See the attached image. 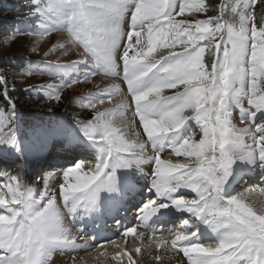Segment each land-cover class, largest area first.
<instances>
[{
  "label": "snow or ice",
  "instance_id": "snow-or-ice-1",
  "mask_svg": "<svg viewBox=\"0 0 264 264\" xmlns=\"http://www.w3.org/2000/svg\"><path fill=\"white\" fill-rule=\"evenodd\" d=\"M258 2L264 5V0L222 2L213 15L207 0H31L26 18L40 21L33 31H15L11 38L29 34L43 40L65 32L63 42L44 57L58 49L64 55L75 50L79 57L64 64L41 60L22 70L59 80L40 86L47 99L58 103L65 89L95 83L101 75L126 84V92L119 84H96V91L81 98L92 118L74 123L98 155L60 170L65 183L59 184V197L73 222L81 210L84 217L97 211L102 193H119L122 183L131 189L139 173L148 180L145 190L154 194L136 209L140 227L157 234L149 222L162 210L174 208L189 217L182 220L183 231H171L170 241L159 229L157 250L182 254L187 264H264V207L249 201L254 194L264 197V14L257 17ZM229 11L231 22L225 19ZM0 98L7 102L0 110V146L19 152L16 103L2 71ZM106 102L113 106L100 110ZM237 110L244 125L239 128L233 124ZM163 153L188 162L164 160ZM92 161L95 167L85 171ZM237 166L257 172L260 183L224 195ZM3 176L0 264H49L54 252L88 250L77 246V237L65 227L57 194H49L51 174L37 178L43 179L40 201L46 203L33 198V183L7 172ZM185 191L195 198H186ZM190 220L215 233L216 241L205 245ZM136 233L133 225L121 234ZM121 256L136 264L131 253L115 258Z\"/></svg>",
  "mask_w": 264,
  "mask_h": 264
},
{
  "label": "rangeland",
  "instance_id": "rangeland-1",
  "mask_svg": "<svg viewBox=\"0 0 264 264\" xmlns=\"http://www.w3.org/2000/svg\"><path fill=\"white\" fill-rule=\"evenodd\" d=\"M127 2L131 4L132 0H127ZM222 2H227L229 4H232L236 2V0H215V1L207 0V3L209 4V7H210L209 14H213V15L217 14V12L213 11V9H217V6L221 4ZM259 6L260 5L258 2L255 6V12L258 18L260 16L259 9H258ZM30 8H31V0H11L10 2L0 3V13L3 14L5 11L9 12L11 14V18L14 19L12 23H16L15 28L13 30H8L9 31L8 37L4 40V43L0 45V59L6 58V57H9V58L15 57L17 53L19 54L21 60L24 59V64L20 67V70L19 69L11 70L7 72L10 78V83L15 88L24 87V90L29 89L32 86H36V88L32 92H30V97L36 98V100H38V102H35L38 104L36 106L47 105L48 108H50L47 113L40 114V116L31 117L30 120L21 119L19 112L17 111V108H16L17 116H16V120H15L13 127L16 132L17 140L19 143V149H20L19 153L20 154L23 152L31 154V152H29L31 151V149H34L33 151H36L40 147L43 148L44 146H46L47 142L59 136L70 135L73 138L76 137L78 140H85V137L82 135L79 127L74 123L75 120L70 118V116L67 113H64L62 111L57 112L55 110L59 109V107H62L63 104H66L68 102L69 103L75 102V104L78 106L77 108L80 111V113L86 117V115L89 113L87 111L90 109H85L81 107V103H82L81 98L87 96L89 92L96 91V86H95L96 84H99L101 87H108L113 83H117V81L115 80L116 78L111 77V76L105 77L101 75V76H97L94 78L95 83H81L78 85H74L73 88L65 89L62 93V99L58 103L47 99V93L41 90L40 86L47 85V84H53V83L58 84L59 80L48 74L34 73L32 75H27L26 72L22 74V70H26L28 66L30 65V63L39 62L41 60H45V62H54V63L64 64V63L69 62L70 60L79 59V57L75 50L69 51L67 55H64L63 49H58L54 52H51V54L48 57L46 58L44 57V53L49 51L53 44L63 42V40L66 38V35H67L65 32H53L51 36L43 40H39L38 37L34 35H29V34H17L15 38L12 39L11 37L13 35V32L15 31H20L21 33H27L29 31H33L36 28L37 23L40 21V17L33 16L30 18H27V19L32 20V24H26V21H27L26 17L28 15V11L30 10ZM198 18H204V17L201 16ZM225 19L231 22L232 16H231L230 11L226 13ZM34 48H35V51H33ZM206 59L210 60V58L208 57H206ZM81 68H83V66H81ZM13 81H15V83H13ZM120 81H121L122 86H124V90L126 92V84L122 83L123 82L122 80ZM37 91H39V94H37ZM166 94H170V93L166 92ZM113 104H115V100L113 101ZM6 105L7 103L3 104L4 109ZM36 106L34 107L36 108ZM112 106L113 105H109L106 102L103 106H98V107L100 110H103L105 108H109ZM245 106L247 107V104H245ZM0 110H3V108ZM239 116H240V113L238 110L234 112L233 124L238 128L244 126L243 124H241ZM91 118L92 117H87L86 119L89 120ZM137 124H138L137 126H139L138 121H137ZM188 127H190V123L189 125L185 127V129L181 131V135L186 134ZM140 131L142 132V129H140ZM143 138L146 139V137H143ZM196 139L198 140L199 136H197ZM0 150H3L4 153H8V154L17 152L15 148H11V147L6 148L5 146H0ZM162 159L171 160L173 163L188 162L184 157H177L175 155H171L168 153H163ZM86 166L87 165H84V170L88 171L89 168L88 166L87 167ZM244 167L242 168L240 166H237L238 169H243V170L245 169ZM129 174L130 173H120L121 177L127 176ZM51 177L52 178H50L49 180L50 183L48 184V189L52 185L59 186L60 183H65V181L63 180L62 172L55 174L54 176L51 175ZM135 178H136L135 181L138 183H141L142 181L140 187L148 185V180L146 178L141 177L139 173H135ZM72 182H74V180L68 181V183H72ZM121 187H124L123 183L121 184ZM43 191H44V186L40 188L39 193H36V195L38 194V196L37 197L34 196V199L38 201ZM240 191H243V189H240ZM235 193L236 192L227 194V195H234ZM33 194L35 195V193ZM49 194L50 195L52 194L51 189H49ZM185 196L186 198L189 196L193 197L192 194H185ZM113 200L114 199L111 197L107 203V206L113 205ZM99 211L100 210L98 209L97 211H94L89 217H84V213L81 210V214L78 215L76 219H79L81 223L87 218H92L94 214L96 216L99 215L100 214ZM136 220L137 219H135L133 222H135ZM75 224L77 223L73 222L71 224L72 226L69 224L68 225L65 224V227L68 226L70 229H74ZM128 225H132V224H128ZM78 234L79 233L75 234L76 235L75 237L78 238ZM145 235L146 234H144L143 236H139V237H137L136 235H130L129 236L130 240L127 241V237H124L120 234V237H118L117 239L118 241H116L117 243L116 246H112V244H110L113 242L112 241L109 243H104L103 247L110 249V250H115L113 253L118 252L121 248H128L130 249V253L132 257H134V255L137 254L136 251H134V248H136L134 246L135 244H137L136 245L137 247L143 248V246H148V244H152L153 241L162 238L159 236V234H155V238H153V235H150V237L149 236L145 237ZM214 235L216 234L214 233ZM168 239L170 240V238ZM213 242L215 241H205L204 243L205 245H207L208 243H213ZM89 247H91V245H89ZM103 247H100V249H102ZM150 249L152 253L144 257L141 260V262H139V264H148L150 259H155L157 257V255L159 254L157 247L151 246ZM78 254L83 255V252L82 253L79 252ZM82 258H84V256ZM182 260H183L182 264H187V259L184 258L183 256H182ZM69 261L70 262H81L82 260L77 259V258L73 259L69 257Z\"/></svg>",
  "mask_w": 264,
  "mask_h": 264
},
{
  "label": "bare ground",
  "instance_id": "bare-ground-1",
  "mask_svg": "<svg viewBox=\"0 0 264 264\" xmlns=\"http://www.w3.org/2000/svg\"><path fill=\"white\" fill-rule=\"evenodd\" d=\"M115 80L117 81V83H115V84H119L121 86V88L124 89V86H122L121 81H120L121 79L116 78ZM116 102L117 101L115 100V103ZM127 116H128V119H131L132 118L131 111L128 112ZM137 127H139V126H137ZM46 147H48L47 144L43 148L40 147L39 150H41V151H43L44 149L46 150ZM33 150L34 149H31V151H33ZM33 165H35V163ZM244 168H245L244 170L243 169H237L235 171V176L238 175V172L246 173V172H249L250 171V170L247 169V167H244ZM145 170L146 171H150V167H148V166L145 165ZM50 174L53 175V176L55 175V173L52 174V173H49L48 171H46L45 174H44L45 176L42 177V178H46ZM256 174H258V173H256ZM243 176H246V175L241 174V178H240L241 180H242V177ZM40 181H41L40 182L41 185L39 187V190H40V188L42 186H44L43 179H41ZM49 183H50V181H49ZM141 183H142V181H141ZM141 183H138V182L134 181L132 188L129 189L127 192H119L120 197H121V202H126L130 197H134V195L136 194V192H138V191H140L142 189L140 187ZM246 186H248L247 185V182L244 181L243 183L240 184V187H238L237 190H236L235 189L236 187L234 186V184L233 183H230L227 186V191L225 193L226 194H231V193H234V192L237 193V192L240 191V189H244V187H246ZM137 187H138V189H137ZM49 189H51V192L52 193L54 192V193L57 194V205L60 208L61 214H62V216L64 218V223H68L67 220H66V218L64 217L65 214L63 212L62 200L61 199L59 200V198H60L59 197V186H57V185H54L53 186L52 185ZM33 193H35V195L34 194L33 195L35 197H37L38 194L36 195V193H39V191L36 192V189H34ZM34 196H33V198H34ZM134 201L135 202H138L139 199H134L133 202ZM249 201L250 202H253L254 201L256 203L257 207H264V197H260V196H257V195L254 194L253 196H250L249 197ZM38 202H40V203H46V200L40 201V197H39ZM142 203H143V201H141L140 206L142 205ZM100 205L101 206L106 205V200H105V194L104 193L101 194V204ZM129 218L130 217H128L126 220H128L129 222L132 221ZM174 220H178V219H174ZM134 223H135L134 225H137V233H136V236L139 237L140 236V233H143L144 232L143 231L144 228L139 226V221L138 220H136ZM125 226L126 225H124L123 227H125ZM131 226H133V225H128L127 227H131ZM66 227L68 229H70L68 226H66ZM121 233H122L121 228H117L115 230H110L109 233L107 232L108 236H107V239L105 241H111V242L113 241L110 244H112V246H116L117 245L116 241H118L117 239H118V237H120V234ZM71 234L73 236H76L75 233H72L71 232ZM111 234H113L112 237H110ZM148 236L150 237V232L149 233L147 232L146 237H148ZM210 236H212V237H210V239H213V240L216 237V236H214V234H211ZM153 238H155V236H153ZM128 240H130L129 237H127V241ZM158 240L153 241V243L152 244H148V246H143V248L137 247L136 246L137 244L134 245L136 247V248H134V251L137 248H140L141 249L140 253L139 254H135L134 257H133V259L136 261V264H139V262H141V260L144 257H146L147 255H150L152 253V251H150L151 250L150 248H151V246L157 247V241ZM101 242H104V241H101ZM101 242H98L97 244H92L88 240H86V241L85 240H82V239H79L78 240V238H77L76 239L77 246L85 247V248L88 249L87 251H78V252H75V253L70 254V255L69 254H65V253H61L59 251L54 252L52 254V257H51L50 261H49V264H126V263H128V257L127 256H121V258H119V259H116L115 257L117 256V253H122L124 251H127V252L130 253V249H128V248H121L118 252L113 253L115 250H110V249H107V248H104V247H103L104 249L103 248L100 249V247H97L96 246V245L100 244ZM89 245H91V247H89ZM79 252L80 253L83 252V255L78 254ZM158 252H159V254L157 256H161V259L159 261L156 258H155L156 260L155 259H150L149 262H148V264H182L183 263L181 254L179 256H176V255H174L171 252H166L165 249H163V248L159 249ZM72 256H74L77 259H81L82 261L81 262H70L69 261V257L72 258ZM83 256H84V258H82Z\"/></svg>",
  "mask_w": 264,
  "mask_h": 264
},
{
  "label": "trees",
  "instance_id": "trees-1",
  "mask_svg": "<svg viewBox=\"0 0 264 264\" xmlns=\"http://www.w3.org/2000/svg\"><path fill=\"white\" fill-rule=\"evenodd\" d=\"M11 0H0V3L2 2H10ZM215 1V0H213ZM259 13L260 15L264 13V5L259 3ZM27 19V18H26ZM14 19L11 18V14L7 11H5L3 14L0 13V45L4 43V40L8 37L9 31L13 30L15 28L16 23H12ZM26 24H32L31 19H27ZM24 64V59L21 60L19 54L17 53L15 57L9 58H2L0 59V71H2L3 74L7 75L8 83H9V92L12 96V99H14L16 103L17 111L20 114V117L23 120H30L31 117L39 116L40 114H45L49 111L50 108H48L47 105L42 106H36L38 105L35 102H38L36 98L30 97V92L24 90V87H18L15 88L10 83V78L7 74L8 71L11 70H20V67ZM14 88V91H13ZM7 102L0 98V109H4L3 104H6ZM36 106V108L34 107ZM78 106L75 104V102H68L66 104H63L62 107H59V109L55 110L57 112H64L67 113L70 118L73 120H85L87 117H92V110H88L89 112L86 117L83 116L80 111L77 108ZM87 120V119H86Z\"/></svg>",
  "mask_w": 264,
  "mask_h": 264
},
{
  "label": "water",
  "instance_id": "water-1",
  "mask_svg": "<svg viewBox=\"0 0 264 264\" xmlns=\"http://www.w3.org/2000/svg\"><path fill=\"white\" fill-rule=\"evenodd\" d=\"M40 116V115H39Z\"/></svg>",
  "mask_w": 264,
  "mask_h": 264
}]
</instances>
